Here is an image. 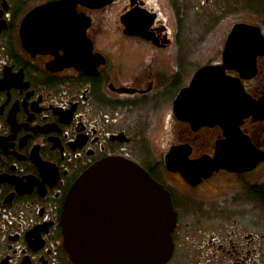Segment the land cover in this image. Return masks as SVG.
Returning a JSON list of instances; mask_svg holds the SVG:
<instances>
[{"label": "flooded vegetation", "instance_id": "1", "mask_svg": "<svg viewBox=\"0 0 264 264\" xmlns=\"http://www.w3.org/2000/svg\"><path fill=\"white\" fill-rule=\"evenodd\" d=\"M237 24L258 28L261 42L242 44L243 68L231 60L225 78L260 99L264 0H0V264H82L65 244L64 204L110 157L139 164L172 200L182 186L198 203L185 216L173 202L164 264H264L261 222L224 212L225 196L215 202L231 186L264 204L254 194L264 193V161L191 184L182 164L213 157L226 131L174 108L198 70L225 65ZM239 132L264 152V118H244Z\"/></svg>", "mask_w": 264, "mask_h": 264}, {"label": "water", "instance_id": "2", "mask_svg": "<svg viewBox=\"0 0 264 264\" xmlns=\"http://www.w3.org/2000/svg\"><path fill=\"white\" fill-rule=\"evenodd\" d=\"M242 35L245 40H235ZM260 35L254 26L235 25L225 65L198 70L175 101L183 119L214 120L226 131L227 138L217 145L213 157L182 164L193 185L221 169L246 171L264 161V152L239 132L244 118H264V97L252 98L242 82L226 80L224 73L225 67L234 66L231 60L238 61L236 68L242 70L241 55L249 51L242 44L255 46ZM177 216L171 192L144 168L125 158H105L86 170L67 195L65 244L82 264H164L174 251Z\"/></svg>", "mask_w": 264, "mask_h": 264}, {"label": "rangeland", "instance_id": "3", "mask_svg": "<svg viewBox=\"0 0 264 264\" xmlns=\"http://www.w3.org/2000/svg\"><path fill=\"white\" fill-rule=\"evenodd\" d=\"M193 29L204 30L205 26L199 25V23H197L195 26H193ZM263 170L264 169H262V171ZM192 196V193L187 192V190L182 186L175 188L173 194V202L177 209L179 208L185 216H188L190 213H193L194 210L197 208L198 203L192 199ZM224 196L226 197L225 202H228V205L223 207L224 212L230 213L231 215L233 213H236L237 215H239L237 218H240V220L245 221V223H248L251 226H253L252 222H261L264 231V204L255 206L249 194H238V192L231 186H229L228 189L224 192L221 191V193L217 197L219 198V200L215 202H223L224 198L222 197ZM210 211V217L216 220V217L212 216L214 213L216 214V209L214 207H210ZM221 218L222 216H220V219Z\"/></svg>", "mask_w": 264, "mask_h": 264}, {"label": "trees", "instance_id": "4", "mask_svg": "<svg viewBox=\"0 0 264 264\" xmlns=\"http://www.w3.org/2000/svg\"><path fill=\"white\" fill-rule=\"evenodd\" d=\"M254 194H257L259 197H261L262 198V200L264 201V193H256V192H254Z\"/></svg>", "mask_w": 264, "mask_h": 264}]
</instances>
